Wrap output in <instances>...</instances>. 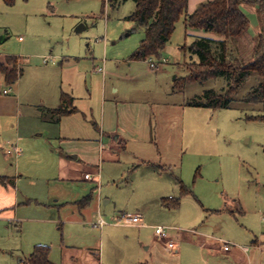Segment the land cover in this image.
<instances>
[{
    "label": "rangeland",
    "instance_id": "1",
    "mask_svg": "<svg viewBox=\"0 0 264 264\" xmlns=\"http://www.w3.org/2000/svg\"><path fill=\"white\" fill-rule=\"evenodd\" d=\"M203 1L188 0L186 12ZM133 9V0H14L12 5L0 0V58L20 56L24 69L18 90L1 81L0 91L11 87L18 93L24 109L17 136L28 137L18 143V158H4L0 152L1 175L16 174L19 201L17 221L0 219V264H17L35 243L47 244L49 259L57 264L73 255L63 251L65 246L75 248L79 259L87 250L100 264H139L148 256L144 246L157 226L181 245L183 264H206V256L202 259L179 236L211 220L224 222L219 230L207 232L215 241L264 231V120L259 119L264 112L244 99L259 78L251 75L227 108L187 105L204 90L221 92L226 86L222 77L184 80L189 72L185 64L198 61L190 49L194 35L205 33L186 28L183 12L158 59L130 60L144 37V28L128 19ZM240 9L249 23L241 36L228 40V56L235 63L252 60L262 28L254 6L241 4ZM79 25L84 28L76 31ZM43 57L54 62H43ZM98 68L104 76L96 73ZM102 78L106 101L115 97L120 104L128 98L148 105L151 143L128 145L118 163L98 161V167H89L90 173L98 170L95 180L59 178L61 155L77 153L88 142L85 138L99 139L94 123H100ZM112 85L119 87L116 96ZM60 90L73 92L81 113L48 122L39 108L52 104ZM83 149L80 155L91 162L87 145ZM176 178L192 194L182 196L174 210L160 200L178 196ZM87 195L89 202L79 206ZM121 212H139L145 225L115 224L112 215ZM99 216L105 220L101 229L93 225Z\"/></svg>",
    "mask_w": 264,
    "mask_h": 264
},
{
    "label": "crops",
    "instance_id": "2",
    "mask_svg": "<svg viewBox=\"0 0 264 264\" xmlns=\"http://www.w3.org/2000/svg\"><path fill=\"white\" fill-rule=\"evenodd\" d=\"M205 1L206 0H204L203 2ZM206 35L210 36L209 34ZM5 56H15L17 58L18 66L21 68V73L18 76V78L20 79L23 76L24 72V69L21 66L20 56L2 55L0 61H2ZM130 65L131 64H129V66ZM95 71L96 73H101L104 76L103 70L99 71L97 69ZM18 78L15 83L11 84L15 85L16 90H18L19 87L17 83L19 81ZM133 79L134 77L132 76V79L126 78L125 80ZM1 81H3V78L0 74V82ZM111 89L114 92V96H116L115 94L119 93V87H114L112 85ZM4 90L5 89H2L0 91V137L4 136V139L1 143L3 144V146H1L0 144V152L2 151L4 158L5 156H10V158L12 159V154H9L6 151L8 145H18L20 140H28V137H22L20 135L17 136V134H19V118L21 117L22 111L24 109L23 103L19 99L18 93L16 92L14 94L12 92L11 87H9V91L6 93L3 92ZM61 94H67L72 97V107H74L76 110L71 114H76L79 112L81 113L80 109L75 105V97L73 95V92H62L60 90V93L56 94V98L53 99L52 104L48 106L42 105L39 108L40 112L45 111L46 115L48 116V122L59 123L61 118L63 117L62 116L58 120H55L53 117H51L50 114V110H53L60 106ZM100 95V107L98 104L100 112V123H94V130L97 131L99 139L95 140L93 138H85L84 140H87L88 142L86 144L79 145V147H77V153L61 155V157L59 158L60 160L58 169L59 178L62 177L64 179H74L77 178V175H79V178L84 179V174L90 171L89 167H98L100 161L102 164L104 162L118 163L121 160V156L125 152L128 145L139 147L151 143L152 127L147 104L132 100L129 101L127 97H125L127 98V100L121 99L119 101L120 104H116L117 99H115V97L110 99L109 101H106V84L104 78H102V85L100 86ZM74 139L81 140L82 138L76 137ZM86 145L88 148V154H86V156H92L91 162H87V159L84 158L85 156L80 155V152L84 150L83 147H86ZM23 146L24 148L29 149L28 142H23ZM131 153L135 155L134 151H131ZM81 157L84 158V160ZM17 168L18 166L15 165V172ZM1 172L2 171H0V176L8 177L10 181L6 183L0 181V219L8 222L17 221L16 217L19 216V201L16 189L14 187V184L17 180L16 174L12 176L6 174L1 175ZM82 172L83 175L81 176ZM92 172L97 173L98 170H94ZM17 175L20 176L21 174ZM26 201H33V199L27 198ZM104 202H108V200L105 199ZM239 210H241V208H239ZM123 214H125V212H121L120 214H113L112 218L115 220L116 218L121 217ZM212 221L216 220H211L210 223L203 222L202 224L198 225L197 229H191L187 234L185 233V235H182V237L179 236V238L182 240V244H184L186 247H191L195 250L197 249L198 252H201L202 259L205 255L206 259H204L206 264H209V262H211L212 264H264V231H261L258 234H255L250 231L249 234H246L247 236L242 239H238L237 237L231 236L229 238L231 242L226 241L230 243L229 250L223 251L222 248L219 247L217 241H215V238L210 239L207 237L209 234L207 232H214L216 230H219L222 225L221 223L224 222L218 220L219 222L212 223ZM140 227L142 226H138V228ZM167 234L168 237L175 242L176 249H168L162 242L157 241L154 237L155 235H153V238L151 240L149 239V245L144 246V248L148 252V256L146 257L144 262H139V264H183V259L181 255V245H178L177 240L174 239V237L170 235L168 231ZM137 238H141V232L139 230L137 233ZM140 245H142L141 242ZM66 247L67 246L63 247V251H69V253H72L73 255L68 256V262L65 261L64 264H100L97 258L91 257L87 250H83L82 253L84 255H80L79 259V257H76L74 255V253H76L75 248ZM77 255L79 256V254ZM28 256L29 255L18 257L17 264L26 260ZM193 263L194 261H185V264Z\"/></svg>",
    "mask_w": 264,
    "mask_h": 264
},
{
    "label": "trees",
    "instance_id": "3",
    "mask_svg": "<svg viewBox=\"0 0 264 264\" xmlns=\"http://www.w3.org/2000/svg\"><path fill=\"white\" fill-rule=\"evenodd\" d=\"M12 5L14 0H2ZM124 0H107L114 4ZM134 9L128 19L144 28V37L136 50L129 56L130 60H145L149 57H160V51L175 28L180 15L185 12L184 23L189 29L201 30L202 35H194L191 51L198 57L197 62L185 64L189 70L184 78L187 81L204 82L210 78L222 77L225 88L221 92L204 90L202 96L193 98L187 105L193 107L227 108L234 100L239 87L251 76L259 78L258 83L252 87L245 96V100L258 103L264 112V0H206L200 3L192 12L187 13L188 0H133ZM241 4L254 6L262 23L261 32L257 35V43L251 61L235 63L228 56V40L241 36L248 27V18L240 9ZM218 37H210L206 34ZM15 56H5L0 61V74L7 85L15 83L21 68L17 66ZM72 97L61 94L59 107L50 110L51 117L58 120L60 117L73 113ZM258 118V117H257ZM259 119L264 120V115ZM177 197L161 198L160 203L168 209H176L182 196L192 194L179 178ZM0 181L6 183L8 177L0 176ZM90 195L79 201L78 205L85 206ZM50 248L46 244H35L26 260L19 264H57L49 259Z\"/></svg>",
    "mask_w": 264,
    "mask_h": 264
},
{
    "label": "built area",
    "instance_id": "4",
    "mask_svg": "<svg viewBox=\"0 0 264 264\" xmlns=\"http://www.w3.org/2000/svg\"><path fill=\"white\" fill-rule=\"evenodd\" d=\"M47 58L49 57H43V61L47 62L48 61ZM49 59L52 63L54 62L53 60H51V58ZM148 62L151 68L157 69L156 63L153 60L149 59ZM98 70L101 71L102 69L98 68ZM8 91L9 89H5L3 92L6 93ZM6 151L9 154H12L13 158L15 159L21 154V149L18 147L17 144H9ZM93 174H97V173L87 172L84 174L83 178L86 180H92V179L95 180L96 175H93ZM114 223L115 224H128V225L130 224V225H136V226L145 225L143 221V216L140 213H136V212L135 213H125L121 217L116 218L114 220ZM104 224H105V220L101 216H99L97 221L93 225L101 229L102 225ZM154 234H155V237L159 241H161L168 249H171V250L176 249L175 242L168 237V234L165 228H163L162 226L155 227ZM217 243L219 244V247H221L223 251H227L230 248V243L224 240L218 239Z\"/></svg>",
    "mask_w": 264,
    "mask_h": 264
},
{
    "label": "water",
    "instance_id": "5",
    "mask_svg": "<svg viewBox=\"0 0 264 264\" xmlns=\"http://www.w3.org/2000/svg\"><path fill=\"white\" fill-rule=\"evenodd\" d=\"M84 27L82 26V25H79V26H77V28H76V31H80V30H82ZM73 157H75V156H73Z\"/></svg>",
    "mask_w": 264,
    "mask_h": 264
}]
</instances>
